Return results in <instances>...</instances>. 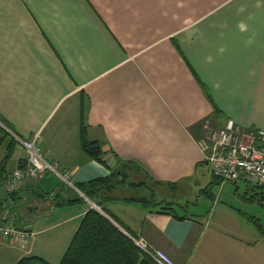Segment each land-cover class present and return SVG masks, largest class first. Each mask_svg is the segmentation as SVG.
<instances>
[{"label":"crops","instance_id":"1","mask_svg":"<svg viewBox=\"0 0 264 264\" xmlns=\"http://www.w3.org/2000/svg\"><path fill=\"white\" fill-rule=\"evenodd\" d=\"M83 110L102 161L83 149ZM228 119L264 131V0H0V120L23 139L38 134L74 186L125 170L105 208L177 264H264V189L221 186L199 145ZM9 144L0 217L33 236L25 246L0 238V264H60L84 216L102 209L54 174L9 192L26 168ZM203 197L214 211L187 213ZM140 200L175 203L185 218Z\"/></svg>","mask_w":264,"mask_h":264},{"label":"built area","instance_id":"2","mask_svg":"<svg viewBox=\"0 0 264 264\" xmlns=\"http://www.w3.org/2000/svg\"><path fill=\"white\" fill-rule=\"evenodd\" d=\"M0 128L9 134L18 148L26 154V168L25 170L17 168L11 174L8 184L9 192H17L26 178L34 180L47 174L56 175L65 185L77 191L72 176L69 173L60 172L58 165L46 158L39 143L38 134L26 140L1 121ZM199 145L206 162L211 165L213 177L219 180L221 186L228 183L264 186L263 130L243 129L234 120L228 119L222 131L212 134L207 139L204 138ZM97 211L102 210L97 208ZM32 236L30 231L19 229L13 221L0 217V238L19 242L25 246ZM134 241L154 264H177L164 252L151 248L143 239Z\"/></svg>","mask_w":264,"mask_h":264},{"label":"trees","instance_id":"3","mask_svg":"<svg viewBox=\"0 0 264 264\" xmlns=\"http://www.w3.org/2000/svg\"><path fill=\"white\" fill-rule=\"evenodd\" d=\"M205 95L210 99V94L203 88ZM6 125L2 120H0ZM81 142L84 151L91 158L102 161L103 153L98 142L90 141L88 138V126L85 119V111L82 112ZM7 126V125H6ZM9 141L10 148L13 149L15 141L10 139L9 134L0 128V146ZM118 175H122L121 182H117ZM215 178V177H214ZM216 179V178H215ZM219 181V180H218ZM128 184L125 170L113 173L105 179H98L87 184H79L76 188L89 200L95 203L102 211L110 217L118 226L125 230L130 236H126L110 220L95 209H91L83 218L80 227L73 238L66 254L60 264H154L135 243L138 240L129 230H127L106 208L105 203L112 200L110 193L117 185ZM131 187L140 185L130 184ZM264 189V186L258 187ZM210 192H208L209 194ZM135 200H129L132 202ZM141 203L153 207H159L160 214H173L178 220H183L185 216H177L174 212L176 207H182L175 203H156L155 200H140ZM264 205V200L261 201ZM264 235V230H263ZM18 264H50L40 257H28L19 261Z\"/></svg>","mask_w":264,"mask_h":264},{"label":"rangeland","instance_id":"4","mask_svg":"<svg viewBox=\"0 0 264 264\" xmlns=\"http://www.w3.org/2000/svg\"><path fill=\"white\" fill-rule=\"evenodd\" d=\"M203 170H205V172H203V173H206V172H208V169H206V168H202ZM120 180H122V179H120ZM131 181V180H130ZM205 180H202L201 182H199V181H195L194 182V184H193V187L195 188L194 189V191L196 192V193H201V190H204L205 189V182H204ZM202 183V184H201ZM127 190H129V189H127ZM217 189H215L214 190V192L215 193H217ZM134 196H136V194L135 193H130V191H128V192H125L124 194H123V197H127V198H130V197H134ZM153 196H154V192H152L151 191V198L153 199ZM218 197V196H217ZM173 198H171V197H169V200H171L172 202L173 201H175V203H177V201H178V198H175V199H173ZM219 199V198H218ZM199 201H198V206H195V205H190L189 206V208H187L186 209V211H187V213H189L190 215H192V214H200V215H205V214H207V213H212L213 211H214V208H215V204H214V202H212V201H210V200H207V199H205V197H203L202 199H198ZM218 201V200H217ZM192 202L193 203H195V202H197V198H194L193 197V199H192ZM261 203V202H260ZM156 208H159V207H156ZM260 208V207H259ZM261 209V208H260ZM260 209H258L259 210V213H262V212H264V208L262 209L263 211L261 212L260 211ZM178 211V212H177ZM184 210H179V209H177L176 208V210H175V212L176 213H179V214H181V215H183V212ZM263 222H264V217H263ZM27 230V229H26ZM29 231V230H28ZM35 231H36V229H35ZM31 232V231H30ZM32 233V232H31Z\"/></svg>","mask_w":264,"mask_h":264},{"label":"water","instance_id":"5","mask_svg":"<svg viewBox=\"0 0 264 264\" xmlns=\"http://www.w3.org/2000/svg\"><path fill=\"white\" fill-rule=\"evenodd\" d=\"M108 220H110L117 228H119L126 236L130 237L131 236L125 231L123 230L120 226H118L110 217H108L104 212L100 211Z\"/></svg>","mask_w":264,"mask_h":264}]
</instances>
